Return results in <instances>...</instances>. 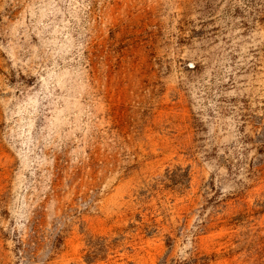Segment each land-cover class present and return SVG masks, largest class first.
<instances>
[{"label": "rangeland", "instance_id": "rangeland-1", "mask_svg": "<svg viewBox=\"0 0 264 264\" xmlns=\"http://www.w3.org/2000/svg\"><path fill=\"white\" fill-rule=\"evenodd\" d=\"M0 264H264V0H0Z\"/></svg>", "mask_w": 264, "mask_h": 264}, {"label": "trees", "instance_id": "trees-1", "mask_svg": "<svg viewBox=\"0 0 264 264\" xmlns=\"http://www.w3.org/2000/svg\"><path fill=\"white\" fill-rule=\"evenodd\" d=\"M56 241L59 242V238H57Z\"/></svg>", "mask_w": 264, "mask_h": 264}]
</instances>
